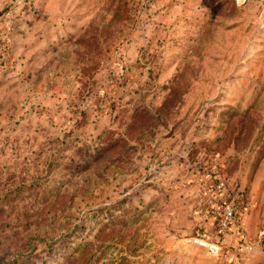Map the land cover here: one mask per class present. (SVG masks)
<instances>
[{"label":"rangeland","instance_id":"rangeland-1","mask_svg":"<svg viewBox=\"0 0 264 264\" xmlns=\"http://www.w3.org/2000/svg\"><path fill=\"white\" fill-rule=\"evenodd\" d=\"M263 228L264 0H0V264H264Z\"/></svg>","mask_w":264,"mask_h":264},{"label":"built area","instance_id":"built-area-1","mask_svg":"<svg viewBox=\"0 0 264 264\" xmlns=\"http://www.w3.org/2000/svg\"><path fill=\"white\" fill-rule=\"evenodd\" d=\"M213 191L216 193H219L222 191L220 184H215L214 187H212ZM216 197L211 195V197L208 198L207 204L212 209L213 213H216L219 215V226L221 230H232V231H240L242 226V212L243 208L247 209V203L242 204L239 206V201L237 200V195L234 196V198L230 199L227 198V203L217 205L215 201ZM242 203V202H241ZM217 206V207H216ZM242 208V209H241ZM262 235L264 236V228L261 231ZM193 241L197 243L198 245L202 246L207 250V252L212 256H221L223 253V246L220 244L219 241L211 240L205 236H196L193 238Z\"/></svg>","mask_w":264,"mask_h":264},{"label":"crops","instance_id":"crops-1","mask_svg":"<svg viewBox=\"0 0 264 264\" xmlns=\"http://www.w3.org/2000/svg\"><path fill=\"white\" fill-rule=\"evenodd\" d=\"M264 237V236H263ZM264 239V238H263Z\"/></svg>","mask_w":264,"mask_h":264},{"label":"trees","instance_id":"trees-1","mask_svg":"<svg viewBox=\"0 0 264 264\" xmlns=\"http://www.w3.org/2000/svg\"><path fill=\"white\" fill-rule=\"evenodd\" d=\"M242 195H244V194H242Z\"/></svg>","mask_w":264,"mask_h":264}]
</instances>
